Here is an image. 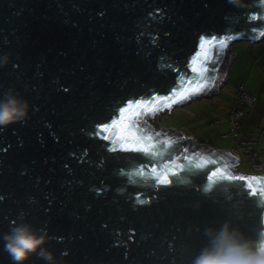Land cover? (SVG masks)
<instances>
[{"label": "water", "instance_id": "1", "mask_svg": "<svg viewBox=\"0 0 264 264\" xmlns=\"http://www.w3.org/2000/svg\"><path fill=\"white\" fill-rule=\"evenodd\" d=\"M261 33L264 0H0V99L29 103L0 126V264L24 223L55 257L24 264H193L225 222L259 247L264 172L155 116Z\"/></svg>", "mask_w": 264, "mask_h": 264}, {"label": "rangeland", "instance_id": "2", "mask_svg": "<svg viewBox=\"0 0 264 264\" xmlns=\"http://www.w3.org/2000/svg\"><path fill=\"white\" fill-rule=\"evenodd\" d=\"M235 42V43H234ZM234 44L252 45L249 41H233ZM255 48L253 54L248 50L250 60L245 68V76H237V62L232 66L234 60H230L228 67L223 73L222 81L219 83L220 87L217 91L202 94L194 97L191 101L185 103H178L172 108L157 111L155 116L156 125L159 129H171L182 134L186 139L205 143L214 149L230 150L233 146V139L230 132V124L227 121L228 111L230 110L234 96L236 95V86L239 83L246 84L245 91L252 90L259 94L261 91L260 83L256 80L257 68L264 65V58L259 59L257 55L264 56V39L262 41L254 42ZM235 53V51L233 50ZM234 59V58H232ZM259 62V66H258ZM256 67L250 79L248 73L250 69ZM227 70L229 71V80L227 79ZM222 84V86H221ZM248 90V91H247ZM256 97V96H255ZM258 98V96L256 97ZM188 99V98H187ZM258 100V99H257ZM245 116L241 121V133L257 134L264 128V119L261 122L253 120L251 117L257 116L261 113V104L259 101L257 106L251 108L248 105L244 106ZM218 121V123H217ZM227 134V137L224 135ZM202 140H205L202 142ZM250 165L245 157L238 167L239 172L249 170Z\"/></svg>", "mask_w": 264, "mask_h": 264}, {"label": "clouds", "instance_id": "3", "mask_svg": "<svg viewBox=\"0 0 264 264\" xmlns=\"http://www.w3.org/2000/svg\"><path fill=\"white\" fill-rule=\"evenodd\" d=\"M230 43L233 44L232 41ZM230 60H232L231 53L227 67ZM194 97L188 100H176L162 110L172 108L178 103L191 101ZM28 115L29 103L18 95L9 92L5 93L3 99H0V126L23 122ZM204 235L207 237V243L194 258L193 264H264V242H261L259 247H253V242L238 228H234L231 222H225L218 229L206 228ZM4 240L6 250L13 257L15 264H24V261L33 253L38 254L46 262L55 260L54 254L43 248L45 237L38 235L30 224L17 225L5 235ZM22 241H29L32 246L26 247ZM17 249L20 250L19 254Z\"/></svg>", "mask_w": 264, "mask_h": 264}, {"label": "built area", "instance_id": "4", "mask_svg": "<svg viewBox=\"0 0 264 264\" xmlns=\"http://www.w3.org/2000/svg\"><path fill=\"white\" fill-rule=\"evenodd\" d=\"M257 98L245 91V84L239 83L236 86V95L233 98L230 110L228 111L227 121L230 124L231 137L233 139L232 150L239 155L235 169L245 157L250 165L247 172H264V128L257 134L241 133V121L245 116L244 106L253 108L256 106ZM218 123V121H217ZM227 137V134L224 135ZM203 144L200 142H197Z\"/></svg>", "mask_w": 264, "mask_h": 264}, {"label": "crops", "instance_id": "5", "mask_svg": "<svg viewBox=\"0 0 264 264\" xmlns=\"http://www.w3.org/2000/svg\"><path fill=\"white\" fill-rule=\"evenodd\" d=\"M235 43V42H234ZM231 44L230 43V53L232 54V60H234L232 62V66H234L235 62H237V71H238V74L237 76H239V78L241 76H245V68L247 67L248 65V62L250 60V57L248 55V50H250V53L253 54V49L255 48V46L253 45L254 43H251L252 45H246L248 43H246L245 45H242V44ZM263 48H264V45H263ZM233 50L235 51V53L233 52ZM264 52V50H263ZM257 57H259V59H263L264 56L263 55H257ZM258 66H259V62H258ZM256 67H253V69L249 71L248 73V78L250 79L251 75L253 74L254 70H255ZM258 70V73L255 75L256 76V80H258V82L260 83V86H261V91L259 92V94L257 95V93L255 91H248L250 93V95H253V96H258V100H257V103H256V106L258 104V101H259V105L261 104V113H259L257 116H254V117H251L253 120H257L258 119V122H261L263 119H264V65H262L260 68L258 67L257 68ZM229 71L227 70V79L225 80L224 83L228 82L229 80ZM246 86V84H245ZM246 89V87H245Z\"/></svg>", "mask_w": 264, "mask_h": 264}, {"label": "snow or ice", "instance_id": "6", "mask_svg": "<svg viewBox=\"0 0 264 264\" xmlns=\"http://www.w3.org/2000/svg\"><path fill=\"white\" fill-rule=\"evenodd\" d=\"M261 34L264 35V33H261ZM210 42H212V41H210ZM214 43H216L218 45H223L225 43V41L224 40H219V41H214ZM239 179H243V178H239ZM22 242L25 244L26 247H31L32 246L29 241H22ZM16 251L19 254L20 250L17 249Z\"/></svg>", "mask_w": 264, "mask_h": 264}, {"label": "trees", "instance_id": "7", "mask_svg": "<svg viewBox=\"0 0 264 264\" xmlns=\"http://www.w3.org/2000/svg\"><path fill=\"white\" fill-rule=\"evenodd\" d=\"M229 47H230V42H229ZM229 54H230V51H229ZM228 57H229V56H228ZM227 64H228V60H227ZM227 64H226V67H227ZM226 67H225V69H226ZM225 69H224V70H225ZM223 72H224V71H223ZM222 75H223V73H222ZM217 86H219V84H218ZM217 86L214 87L211 91H213V92L216 91V90L218 89ZM211 91H209L208 93H211ZM199 96H200V95H199ZM190 98H191V97H188V99H190ZM188 99H187V100H188ZM203 141H205V140H202V142H203ZM205 143H206V141H205ZM205 143H203V144H205Z\"/></svg>", "mask_w": 264, "mask_h": 264}]
</instances>
